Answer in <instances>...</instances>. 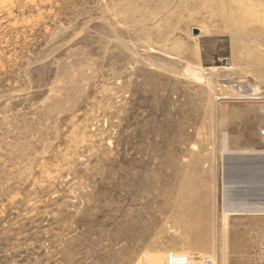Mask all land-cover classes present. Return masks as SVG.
<instances>
[{
    "label": "rangeland",
    "instance_id": "rangeland-1",
    "mask_svg": "<svg viewBox=\"0 0 264 264\" xmlns=\"http://www.w3.org/2000/svg\"><path fill=\"white\" fill-rule=\"evenodd\" d=\"M255 150L264 0H0V264H235Z\"/></svg>",
    "mask_w": 264,
    "mask_h": 264
},
{
    "label": "crops",
    "instance_id": "crops-1",
    "mask_svg": "<svg viewBox=\"0 0 264 264\" xmlns=\"http://www.w3.org/2000/svg\"><path fill=\"white\" fill-rule=\"evenodd\" d=\"M256 149V148H255ZM263 152V151H261ZM259 152H257V150H255L252 155L258 154ZM264 154V152L262 153V155ZM261 154H258V156ZM264 156V155H263ZM260 158V157H259ZM256 161H255V166H254V176L253 178H251V183L249 185L250 186H259V189H264V166H263V171L259 170L257 172H255L256 169H261L262 167L260 165H256ZM261 167V168H260ZM262 173L263 174V180H261L262 182H260V179H257V177L259 178V174ZM256 189V190H259ZM252 227V226H251ZM235 237H239L241 239H243V245L238 246V250L235 248V253H238L240 256L236 257L235 256V264H264V248L261 247H255L253 245V238H252V234L251 231H249V229L245 230V231H235Z\"/></svg>",
    "mask_w": 264,
    "mask_h": 264
},
{
    "label": "bare ground",
    "instance_id": "bare-ground-1",
    "mask_svg": "<svg viewBox=\"0 0 264 264\" xmlns=\"http://www.w3.org/2000/svg\"><path fill=\"white\" fill-rule=\"evenodd\" d=\"M243 81H244V80H242V81H238V82H243ZM233 85H234V84H233ZM251 88H253V87L249 86V84H248V82H247V86H246V88L243 90V92H246V91H247V92H248L247 94H248V95H251L250 93L253 92V90H254V89L252 90ZM224 141H225V140H224ZM224 143H226V142H224ZM225 145H226V144H225ZM258 154H259V153H258ZM258 154H256V155H258ZM263 155H264V154H263ZM261 156H262V154H261ZM260 200H261V199H260ZM228 204H229V205H226V206H228V208H226V210L229 209L228 212L231 211V210H232V211H235V207H230V206L232 205L231 203H228ZM233 205L235 206V203H234ZM238 205H240V204H238ZM243 205H245V204H243ZM247 205H248V204H247ZM247 205H246V207H247ZM250 205L252 206V204H250ZM251 206H250V209H248L249 206L247 207V209H244V207L242 206L243 208H242L241 210L244 209L245 211H254V212H255V211H264V207H263V206H261V207L256 206L257 209L255 208V206H252V207L255 208V209H253ZM246 207H245V208H246ZM237 208L240 209V207H237ZM252 209H253V210H252ZM224 210H225V208H224ZM254 212H253V213H254ZM226 235H227V234H226Z\"/></svg>",
    "mask_w": 264,
    "mask_h": 264
},
{
    "label": "built area",
    "instance_id": "built-area-1",
    "mask_svg": "<svg viewBox=\"0 0 264 264\" xmlns=\"http://www.w3.org/2000/svg\"><path fill=\"white\" fill-rule=\"evenodd\" d=\"M247 84L243 81V82H235L233 87L235 88V91L238 92H243V90L246 88ZM204 264H212L211 261H206L204 262Z\"/></svg>",
    "mask_w": 264,
    "mask_h": 264
}]
</instances>
